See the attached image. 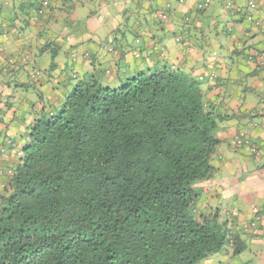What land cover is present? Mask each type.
<instances>
[{"label": "trees", "instance_id": "1", "mask_svg": "<svg viewBox=\"0 0 264 264\" xmlns=\"http://www.w3.org/2000/svg\"><path fill=\"white\" fill-rule=\"evenodd\" d=\"M102 78L74 79L32 123L0 192V264H202L245 252L229 212L198 209L230 118L207 105L204 77L163 67L116 87Z\"/></svg>", "mask_w": 264, "mask_h": 264}, {"label": "crops", "instance_id": "2", "mask_svg": "<svg viewBox=\"0 0 264 264\" xmlns=\"http://www.w3.org/2000/svg\"><path fill=\"white\" fill-rule=\"evenodd\" d=\"M41 1L0 0V192L32 123L44 107L61 105L72 80L99 72L118 86L143 72L181 69L204 77L207 105L230 117L220 123L216 172L198 209L225 208L212 193L222 184L218 193L236 200L233 223L245 252L264 264V0L254 10L248 0H50L40 16ZM249 50L262 61L249 62ZM244 130L255 155L232 146ZM224 170L237 190L227 177L218 182ZM241 255L225 250L202 264H233Z\"/></svg>", "mask_w": 264, "mask_h": 264}, {"label": "rangeland", "instance_id": "3", "mask_svg": "<svg viewBox=\"0 0 264 264\" xmlns=\"http://www.w3.org/2000/svg\"><path fill=\"white\" fill-rule=\"evenodd\" d=\"M162 20V19H161ZM165 20V19H164ZM217 72H218V70H217ZM216 72V73H217ZM215 73V74H216ZM71 76H72V74H71ZM132 78V77H131ZM215 80H216V78H214ZM76 83V80H72V87L74 86V84ZM114 87H116V86H114ZM114 87H112V88H114ZM241 132H245V135H246V138H248L249 136H248V133H247V131L246 130H244V131H241ZM241 132H239V133H241ZM240 135V134H239ZM246 147V146H245ZM237 149V148H236ZM247 161H249L248 159H246ZM222 170H223V168H222ZM224 178V177H227V179H226V182L228 183L229 182V185L228 186H232L233 187V189H232V191H235V190H237L239 187L237 186V184H235V181H234V185H233V183H232V180L231 179H229L231 176H230V172L229 171H225L224 170V172H222V174H220L219 176H218V182L221 180V178ZM207 183V182H206ZM204 184L205 183H201L200 184V186L198 187V188H200V190H203V186H204ZM211 186V185H210ZM210 186H208V184H207V188L208 187H210ZM223 187V185L221 184V185H219V187ZM219 187L218 188H216V190H217V192H212L213 194H216V195H214V197H216V196H219L220 197V200L219 201H221V203H222V205L223 206H225V208H223V207H220V210H221V213H222V215L223 216H226V214L229 212H231L230 214V218L231 219H233V222H234V218H235V216L237 215L236 213H235V211H233V208H234V203L236 202V200H235V198L233 197V199H230V198H225V196H223V191H222V193L221 194H219L218 192H219ZM209 189V188H208ZM204 204H205V202H204ZM238 205L240 206V203H238ZM207 206V205H206ZM206 206H204V207H206ZM233 211V212H232ZM254 220H256V223H254L253 224V226L254 227H256L259 223H260V220H261V217H258V216H256V214H255V216L253 217V219H252V221H254ZM251 221V222H252ZM242 257L241 258H239V259H234V261H233V264H258L257 262V260H256V258H255V256H252L249 252H245L243 255H241Z\"/></svg>", "mask_w": 264, "mask_h": 264}, {"label": "built area", "instance_id": "4", "mask_svg": "<svg viewBox=\"0 0 264 264\" xmlns=\"http://www.w3.org/2000/svg\"><path fill=\"white\" fill-rule=\"evenodd\" d=\"M248 2H249V7H250V9L251 10H254V9H256V7H257V0H248ZM49 7H50V1L49 0H43V2H42V5L40 6V7H38L37 8V13L38 14H40V15H43V14H45V10L46 9H49ZM262 59H263V57L262 56H260L259 58H258V62L260 61H262ZM235 144H237L238 146H242V145H244V146H249L250 147V150H251V152L254 154V153H258L257 152V149L256 148H254V147H252L251 145H250V141L248 140V138H246V135H245V132H241L240 133V135L235 139Z\"/></svg>", "mask_w": 264, "mask_h": 264}]
</instances>
